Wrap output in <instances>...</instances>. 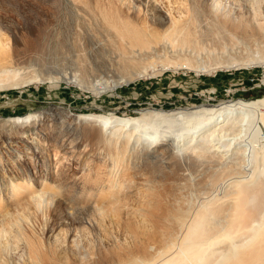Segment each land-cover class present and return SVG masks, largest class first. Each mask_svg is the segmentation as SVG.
Here are the masks:
<instances>
[{"label":"rangeland","instance_id":"rangeland-1","mask_svg":"<svg viewBox=\"0 0 264 264\" xmlns=\"http://www.w3.org/2000/svg\"><path fill=\"white\" fill-rule=\"evenodd\" d=\"M74 1L80 8L71 10L57 0H0V49L6 47L5 52L8 51L7 64L13 59L14 64L11 66L13 68L22 69L31 64L35 70L32 74H36L37 77H30L27 83L17 89L0 91V120L36 116L31 125L36 124L45 129L44 133H51H47L42 138H36L35 134H27L22 141L13 137H17L24 127L18 125L0 129V192L4 190L8 179L30 181L35 187L44 180L49 184H58L60 197L65 198L63 196L68 195L69 192L63 183L66 178L70 179V177L74 178L87 173V175H103L101 163L91 157V151L98 148L95 126L78 123V121L71 123L72 115H114L118 118H128L137 117L140 111L147 109L178 112L201 105L217 106L222 102L249 101L264 97V83L261 82L263 67L259 63L260 60L257 61L261 54L255 49L238 53L231 51L230 56L227 53H225L226 56L223 54L227 48L235 47L233 44L235 38L244 36L242 20L245 19L243 14H240L239 8L241 0H213L221 4L219 8H216L219 4L214 2L216 14L207 18L203 11L206 9L209 11V6L204 4V0H187L188 2L186 0H151L149 4L150 0H96L100 6L95 4V0ZM235 1L238 3L236 4ZM254 3L253 17L256 19L252 20L255 23L257 21V24L260 23L262 27L258 26L263 28L264 23L261 22H264V0H256ZM153 4H156V7ZM184 6L186 8H182ZM187 6L189 10L186 11ZM181 11L186 14L184 15ZM225 11L227 15L224 14ZM163 13H169L165 27L160 23ZM220 13L226 18H221ZM189 14L190 16L187 17ZM80 15L84 17L79 18ZM191 15H195V18ZM112 16L116 17L111 18ZM179 17L182 19L187 17L183 20V25ZM196 18L199 26L193 20ZM208 18L214 19V23L217 22L223 27L227 34L230 31L234 32L233 34L238 32L232 35L233 38L231 33L226 35L224 43L228 45L215 42V39L207 33L212 26V23L208 26L212 20ZM107 19L109 23L113 21L121 23L122 20L124 25L127 23V27H132H128L131 30L140 31L145 35L150 36L153 32H159L157 35L153 33L152 36L157 37L158 40L164 38L173 52L169 51V55L161 52L163 55L160 57L161 53L151 52L142 62H134L136 64L139 62L138 66L133 62L124 63L123 57L132 47L129 44H132L117 35L116 30L114 32L111 24L107 23ZM174 20L176 21L173 22ZM193 21L194 24L196 23L195 26ZM180 22L181 24L177 27L183 26L184 28H181L185 33L182 30L179 33L175 25ZM168 23L175 24L168 27ZM188 25L192 26L188 27ZM235 25L238 28L236 31ZM231 26L234 31L231 30ZM174 30L181 35L177 36L180 37L179 40L175 39ZM186 32L191 35L185 36L188 35ZM193 32L195 34H192ZM239 32L242 34L240 35ZM192 35L197 37L194 38ZM153 37L151 40H157ZM199 40H201L200 43ZM177 42L181 44L178 45ZM190 43L194 44L193 48L190 47ZM213 44L217 45L214 47ZM181 45L182 48L185 46L183 50L189 49L187 52L181 51L182 55L186 53L185 57L180 54L179 50L182 48L178 47ZM222 45L223 53L220 49ZM131 50L135 49L131 48ZM208 55L211 56L208 57ZM185 62H187L186 65L189 64V67H186ZM236 62L246 64L234 65ZM61 120L63 123H71V126L60 130L53 122L58 123ZM38 131L42 132L40 129ZM184 154V152L177 153L175 158L171 159L169 167L160 168L159 175H163L156 180L153 191L145 192L146 194L138 193L133 201L126 196V201L124 198L116 211L104 209L100 213L89 214V218L96 225L95 229L76 216L72 210L74 208L72 204H60V197L59 201L56 199L40 211L27 214L28 216L20 212L21 216L18 217L19 212L15 213L12 218L3 221L5 224L0 218V243L2 244L0 264H23L24 261L25 264H29L37 259L38 264H81V262L83 264H121L130 257L145 258L148 254L151 255L153 249L165 244L169 233L173 231L171 227L173 223L170 218L168 219L172 207L179 209L187 202L196 207V203L199 206L206 196L201 195L197 187L191 188L193 181L191 178L194 174L192 172L196 173L198 167L186 160L187 157ZM139 161L140 173L151 175L152 165L148 158L143 157ZM200 171V175L212 173L209 170V174L204 168H200ZM114 175H125V172L117 168ZM3 195L4 193H0L2 199L5 197ZM178 197L179 203H176ZM145 200L148 201V206L144 207L147 215L145 224H142L140 219L128 209L138 208Z\"/></svg>","mask_w":264,"mask_h":264},{"label":"bare ground","instance_id":"bare-ground-1","mask_svg":"<svg viewBox=\"0 0 264 264\" xmlns=\"http://www.w3.org/2000/svg\"><path fill=\"white\" fill-rule=\"evenodd\" d=\"M57 1L71 10H76L79 7V5L74 0ZM255 1L256 0H241V7H239L241 12H239L240 14H243L242 16L245 19L242 20V17L240 16V20H242V26L244 28V36L235 38V43H233L235 44L234 48H227V50L225 49L226 52L224 53L223 45V47H220V49L224 56H226L225 53L230 56L231 51L234 53H238L248 49H255L257 53L261 54V57L256 59L257 61L260 60L259 63L263 67V77L261 79V82L264 83V27L260 28V26L262 27V25H260V23L257 24V21L255 23L252 20L256 19L253 17V6L254 4H256L254 3ZM186 2L188 1L186 0ZM214 2L215 1L213 0H204V4H207L209 6V11H207V9L204 11L200 9L201 12H204V15L206 16L205 18L210 17V15L214 16L216 14L215 9L220 7L221 3L219 4L218 2H215L216 4H219V6L215 8L216 4ZM235 2L236 4L238 3L237 1ZM54 3L57 4L56 2ZM149 3H151V0L150 2H148V4ZM95 4H97L96 0ZM153 6L156 7V4H153ZM102 8L104 9V7ZM147 8L148 6L146 7V9ZM182 8L186 7L184 6ZM234 8L236 9L237 7L235 6ZM89 9L91 10V8ZM107 9L105 10V12L107 11ZM112 10H110V12ZM187 10H189L188 6L186 11ZM190 12L191 11H189V13ZM191 13H193V11ZM232 13H234V11ZM101 14L104 15L102 12ZM115 14L117 13L115 12ZM168 14L163 13L161 21L159 20L160 23L164 25V27L168 22ZM224 14L227 15L226 11ZM113 16L111 18L116 17ZM180 16L184 17L181 14ZM188 16H190V14L187 15V17ZM192 16L193 15H191V17ZM82 17H84V15L79 16V18ZM187 17H185L184 19L186 20ZM222 17L223 16L221 15V18ZM171 18L172 17H170V19ZM223 18H226V16ZM109 19H107V21ZM179 19L181 20L182 18L179 17ZM179 19L177 22L180 21ZM184 19H182L181 22H183ZM193 20L197 22V18L196 20ZM175 21L176 20H174L173 22ZM214 21L215 20L212 19L209 22L208 26L211 23L212 26H210L209 31L207 30V33H209V35L215 39V42L226 45L227 43H224L226 35H230L229 33H231L232 37V35L238 33L236 31L238 28L235 25V34H233L234 32L232 33L229 29L228 32H230L227 34V31L223 27L218 25L217 22L214 23ZM181 22L173 24H175L177 27L178 24H181ZM107 23H109V21ZM169 23L168 27L173 25H170ZM185 23L187 22L185 21ZM205 23H207V21ZM109 24H111V28L114 29V32L116 30L117 35H119L123 39H126V41H129L132 45H130L129 42L127 43L126 41H124L125 43L129 44V46H132V49H135L131 50L130 48V50L126 54L124 53V63L126 62L128 64L129 62L134 63L136 61L142 62L144 59H146L145 57H148L151 52L156 54L161 52L163 54H168L169 51L173 52V50H170V45L165 41L164 38H160L158 40L157 37L155 38V36H152V34L154 33L153 31L155 30L152 31L153 33L150 34V37L149 35H145L140 31H134V29L131 30L130 28L132 27L128 26L130 27L128 28L127 23L124 25L122 23V20L121 23L118 21H113ZM183 24L184 22L181 25ZM195 24L193 26H195ZM181 25L179 26V28L183 27ZM192 25H188V27H191ZM96 27H98V25ZM179 28L178 30L180 33L183 31L184 27L181 29ZM232 28L233 27L231 26V30ZM189 30L192 29L189 28ZM175 31L177 30H174L173 32ZM183 32L185 33V31ZM194 32L192 34H195ZM88 33L90 32L88 31ZM157 33L159 32H155L154 34L157 35ZM179 33L175 32L173 34L176 36V38L174 37L175 39L178 38L177 36ZM186 33H188V35L184 34L185 36L191 35H189V32ZM241 34L242 32L240 33V35ZM152 37L157 40H151ZM166 40H168V38ZM200 41L201 40H199V43ZM101 43L102 42H100V44ZM177 43L178 45L181 44V42ZM133 45L137 47V49L133 47ZM193 45L194 44L190 43V47L193 48ZM184 47L185 46H183V48ZM199 47L201 48V46ZM5 48L6 47H4V49H0V91L17 89L19 87H22L23 84L27 83L30 77H36V74H32L35 73V70H33L31 64L24 68L21 67L22 69L11 67L13 66L12 64H14V59L7 64L9 54L7 55L8 51L6 49V53ZM178 48H182V45ZM183 48L181 50H178L181 52ZM209 48L211 47L209 46ZM184 51L185 50H183V52ZM183 52H181L180 54L182 55ZM189 52L188 57H190ZM162 53L159 54V57L160 55H163ZM250 53H252V51ZM185 54L186 53H184V55ZM170 56H172V54ZM210 56L208 55V57ZM138 63L139 62H137V64ZM186 64L187 62H185V65ZM245 64L246 63L243 64L236 62L234 65L244 66ZM187 66L189 67V64L186 65V67ZM126 68L128 69V67ZM36 118V116L29 115L25 118L9 119L5 121L0 120V129L13 126L16 127L20 125L24 128L22 129L20 134L17 135V137L15 136L13 138L24 141L27 134H35L36 138H42L49 132L44 133L43 131H45V129L40 128V126H37L36 124L32 123L31 125V122H33ZM74 121H78V123L83 122L86 123V125L90 124L95 126L97 130V143L95 142V140L94 142L97 144L98 148L91 151V157L97 162L101 163V170L103 175H87V173L86 175H80L74 178L70 177V179L66 178L63 183L69 190V192L68 195L63 196L65 198L60 197V190L57 186L58 184H49L47 181L43 180L39 186L35 187L30 181L8 179L4 190L0 192L4 193L5 195L3 199L0 197V210L3 209L1 210L2 212H0V218L2 219V222L6 219L12 218L14 214L18 212L20 214H16L19 215L18 217L21 216V213L27 215L31 212H38L45 205H49L50 203L52 204L56 199H58L59 201V199L61 198L60 204H72V206H74L72 210L76 214V216L78 218L80 217V220L85 221L95 229L96 225L89 218V214H97L104 209H115L116 211L117 207L126 196H129V199L133 201L136 194L149 192L152 189L154 190L156 180L158 178L160 179V177L163 175H159L160 168L169 167L171 159L175 158L177 153L184 152L187 157L186 160L191 161V163L198 167V172L196 170L197 174L195 173V171L192 172L194 174L191 178L193 180L191 188L196 189L197 187L201 195H206L205 199H203L199 206H197L196 203V207L192 206L191 203L189 205L188 202L186 204H182L183 207L179 209H175V206L172 207L170 211L171 214L168 219L170 218L173 223L171 226L173 231L169 233V236L165 240V244L157 249H153L152 254H148L147 256H145V258L134 256L128 258L125 261H122L121 264H264V97L249 101L239 100L236 102H222L217 106L201 105L193 107L191 109H184L178 112L147 109L140 111V114L137 117L128 118H118L114 117V115H72V121L70 122L72 123ZM71 123H63L62 120L58 123L53 122V124H56L57 128H60V130L63 127L71 126ZM38 129L42 130L43 133L41 131H38ZM34 141L37 142L36 140ZM82 144L84 145L83 142ZM85 147L86 146H84V148ZM142 155L144 159L148 158V160L151 162V175H142L143 173H140L139 160L143 158ZM117 168L122 169L123 172H125V175H114V172L115 170H117ZM200 168H204L207 172L210 170L212 171V173L210 174L208 172L210 175H203V173L202 175H200ZM189 177L191 176L189 175ZM187 182L189 181L187 180ZM176 191L178 190L176 189ZM126 199L127 198H125L124 200L126 201ZM179 199L180 198L178 197L176 203H179ZM141 201L143 202V200ZM147 202L148 201L145 200V202L139 205L138 208H133L134 210L127 208L129 212L135 214L136 217L140 219L142 224H145L146 222L147 211L145 208L146 206H148ZM0 246H2V244ZM37 260L31 262L29 261L30 263H28L36 264ZM24 262L23 264H25ZM81 264H83V262H81Z\"/></svg>","mask_w":264,"mask_h":264}]
</instances>
